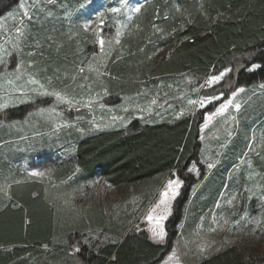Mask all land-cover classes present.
Here are the masks:
<instances>
[{"label":"trees","instance_id":"trees-1","mask_svg":"<svg viewBox=\"0 0 264 264\" xmlns=\"http://www.w3.org/2000/svg\"><path fill=\"white\" fill-rule=\"evenodd\" d=\"M19 2L0 0V18ZM43 18L29 22L24 50L30 55L22 54V58L65 97L100 95L105 106L114 107L154 87L156 81L185 75L204 80L236 63L240 66L236 76L226 78L233 88L264 85V0L147 1L125 24L100 65V50L92 34L77 25L64 26L61 17ZM160 50L167 54L158 56ZM94 64L96 72L89 70ZM226 80L212 90L223 88ZM39 105L47 102L0 111V147L9 148L6 143L20 138L18 123L29 121L28 115ZM207 108L172 120H131L121 128L72 132L70 155L63 159L56 151L52 158L49 169L54 186L45 187L29 177L19 166L23 159L12 163L0 153V264H36L42 255L52 264H158L171 251L175 228L187 209L195 182L186 171L197 162L199 127L210 112ZM257 111L256 121L263 125L264 104ZM40 155L43 159L47 153ZM257 166L264 173V157ZM174 174L182 188L165 223L163 244H154L144 231L133 230V218L110 224L96 218L99 212L86 221L87 213H64L57 200L62 193L85 189L96 178L114 189L151 181L143 201L146 205L150 194L163 187L165 178L172 181ZM94 230L102 235L85 233ZM71 244L79 250L68 256ZM51 251L56 256H49ZM194 264H264V249L253 252L237 243Z\"/></svg>","mask_w":264,"mask_h":264},{"label":"rangeland","instance_id":"rangeland-1","mask_svg":"<svg viewBox=\"0 0 264 264\" xmlns=\"http://www.w3.org/2000/svg\"><path fill=\"white\" fill-rule=\"evenodd\" d=\"M147 1L150 0H20L11 12L0 18V111L34 101L47 102L31 111L29 121L18 123L17 129L22 135L6 143L9 148L1 146L0 153L12 163L15 158L23 159L19 166L29 177L45 187L54 186L57 183L49 169L54 162L52 158L56 157V151L63 159L70 155L72 132L81 135L84 129L93 133L121 128L131 120H172L208 107L210 112L203 116L199 127L197 162L186 171L195 182L187 209L181 224L175 228L171 251L158 264H194L237 243L248 245L253 252L264 249V173L257 166L264 157V124L256 121L257 107L264 104V85L233 88L226 78L236 76L238 63L204 80L185 75L156 81L150 88L154 89L142 90L139 96L124 99L112 107L105 106L100 95L86 99L61 95L50 88L48 79L43 82V72L39 69L35 72L33 65L22 58V54L30 55L24 50L28 45L29 22L52 16L61 17L64 26L77 25L93 35L100 50L97 60L100 65L106 52L116 45L125 24ZM166 54L165 50L157 53L158 56ZM89 70L96 72L95 64ZM225 80L223 88L212 90ZM65 137H68L66 142ZM42 151L47 153L43 159ZM173 176L172 181L179 183L178 188L173 186L176 194L169 191L170 181L165 178L163 187L150 194L146 205L143 201L152 188L151 181L114 189L96 178L85 189L62 193L57 200L64 213H87L86 221L99 212L96 218L110 224L119 225L122 218H133L136 221L133 230L144 231L154 244H163L167 235L165 223L182 188L181 180L176 174ZM166 191L167 197L162 195ZM162 199L164 204L160 203ZM207 200L209 206H205ZM162 216L166 218L160 220ZM161 228L162 241L155 235ZM98 230L85 233L101 236ZM76 249L71 244L68 256ZM55 252L51 251L49 256H56ZM35 260L36 264H52L43 255Z\"/></svg>","mask_w":264,"mask_h":264},{"label":"snow or ice","instance_id":"snow-or-ice-1","mask_svg":"<svg viewBox=\"0 0 264 264\" xmlns=\"http://www.w3.org/2000/svg\"><path fill=\"white\" fill-rule=\"evenodd\" d=\"M138 10V9H137ZM103 42L101 41V44H102ZM223 109H221V111H222ZM33 175H36V173H33ZM175 185V187L176 188H178L179 187V183L177 182V181H170L169 182V184H168V189H169V191H173V195H175L176 193H175V191H174V189H173V186ZM163 196H165V197H167V195H168V192L166 191V192H164L163 194H162ZM161 204H164L165 203V200H161V202H160ZM166 217H160V220H163V219H165ZM149 219H151V217H149ZM155 234V233H154ZM155 235H158L159 236V239L162 241L163 240V238H164V232H163V228H161L160 229V231H159V233L158 234H155ZM79 249H77V251H78Z\"/></svg>","mask_w":264,"mask_h":264},{"label":"bare ground","instance_id":"bare-ground-1","mask_svg":"<svg viewBox=\"0 0 264 264\" xmlns=\"http://www.w3.org/2000/svg\"><path fill=\"white\" fill-rule=\"evenodd\" d=\"M109 64V63H108ZM208 109V108H207ZM264 136V135H263Z\"/></svg>","mask_w":264,"mask_h":264}]
</instances>
